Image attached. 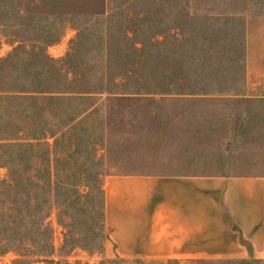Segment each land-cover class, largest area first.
Returning a JSON list of instances; mask_svg holds the SVG:
<instances>
[{"label": "rangeland", "instance_id": "374dc122", "mask_svg": "<svg viewBox=\"0 0 264 264\" xmlns=\"http://www.w3.org/2000/svg\"><path fill=\"white\" fill-rule=\"evenodd\" d=\"M263 42L264 0H0V264H264L107 255L102 188L264 173Z\"/></svg>", "mask_w": 264, "mask_h": 264}, {"label": "crops", "instance_id": "0c3cea01", "mask_svg": "<svg viewBox=\"0 0 264 264\" xmlns=\"http://www.w3.org/2000/svg\"><path fill=\"white\" fill-rule=\"evenodd\" d=\"M256 49L257 62L264 64V42ZM256 72L264 75V68ZM261 81L252 86L262 88ZM256 97L264 98V92ZM193 167L104 176L107 255L264 262V173L189 171Z\"/></svg>", "mask_w": 264, "mask_h": 264}, {"label": "trees", "instance_id": "16d2710c", "mask_svg": "<svg viewBox=\"0 0 264 264\" xmlns=\"http://www.w3.org/2000/svg\"><path fill=\"white\" fill-rule=\"evenodd\" d=\"M169 261H175V262H182L180 260H169ZM207 260H185V262H190V263H203L206 262Z\"/></svg>", "mask_w": 264, "mask_h": 264}]
</instances>
